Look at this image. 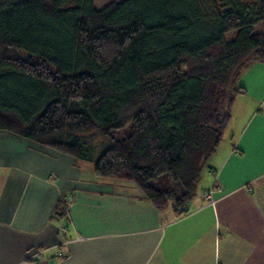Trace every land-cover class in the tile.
I'll return each mask as SVG.
<instances>
[{
    "label": "trees",
    "instance_id": "16d2710c",
    "mask_svg": "<svg viewBox=\"0 0 264 264\" xmlns=\"http://www.w3.org/2000/svg\"><path fill=\"white\" fill-rule=\"evenodd\" d=\"M258 61L264 0H0V130L178 216Z\"/></svg>",
    "mask_w": 264,
    "mask_h": 264
},
{
    "label": "crops",
    "instance_id": "0c3cea01",
    "mask_svg": "<svg viewBox=\"0 0 264 264\" xmlns=\"http://www.w3.org/2000/svg\"><path fill=\"white\" fill-rule=\"evenodd\" d=\"M238 84L244 92L178 216L67 154L8 145L0 130V264H264V62ZM213 184L221 192L208 203Z\"/></svg>",
    "mask_w": 264,
    "mask_h": 264
},
{
    "label": "rangeland",
    "instance_id": "374dc122",
    "mask_svg": "<svg viewBox=\"0 0 264 264\" xmlns=\"http://www.w3.org/2000/svg\"><path fill=\"white\" fill-rule=\"evenodd\" d=\"M109 0H94V6L96 8H100L102 7L104 4H106ZM257 29V26L254 27V30ZM235 35V31H230V32H227L225 34V38L226 39H232ZM129 131V124L123 126V127H120V128H117V129H114L112 131V135L116 138H120L121 136H123L124 134H126L127 132ZM5 133V132H4ZM5 136L4 137H9L6 141L4 140V142H6V144L8 143V145H13V146H16L17 144H19L20 142H18L19 140L17 139H21V138H17L16 136L12 135V134H4ZM16 139V140H15ZM2 140H0V143H1ZM17 141V142H16ZM23 143V142H22ZM21 143V144H22ZM83 163V165H88L89 167H91V163L89 162H81Z\"/></svg>",
    "mask_w": 264,
    "mask_h": 264
},
{
    "label": "built area",
    "instance_id": "2783aa9c",
    "mask_svg": "<svg viewBox=\"0 0 264 264\" xmlns=\"http://www.w3.org/2000/svg\"><path fill=\"white\" fill-rule=\"evenodd\" d=\"M219 192H221L220 187L216 184H213L209 188L204 189V191L202 192L203 200L208 202V203H213L215 200L214 194L219 193ZM71 201H72V195H70L67 198V203L70 204Z\"/></svg>",
    "mask_w": 264,
    "mask_h": 264
}]
</instances>
